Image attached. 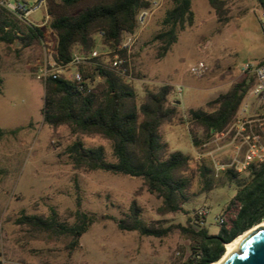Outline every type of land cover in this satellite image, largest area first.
Masks as SVG:
<instances>
[{
  "label": "rangeland",
  "instance_id": "obj_1",
  "mask_svg": "<svg viewBox=\"0 0 264 264\" xmlns=\"http://www.w3.org/2000/svg\"><path fill=\"white\" fill-rule=\"evenodd\" d=\"M4 1L32 7L39 0ZM170 7L165 0L150 18L129 57L131 78L123 80L135 89L138 105L146 92L162 85L172 87L169 101L183 121L176 119L160 127L161 140L169 151L189 156L191 167L202 160L211 165L208 156L198 161L194 158L198 147L210 142L206 150L213 151L212 158L226 163L231 155L226 139L193 127L199 139V146H193L188 110L210 111L208 101L237 82L253 79L241 69L245 64L257 65L264 60V16L255 0H230L226 4L229 21L221 26L206 0H192V25L178 31L177 41L159 59L158 43L152 38L161 30V21ZM46 13L45 2L28 20L39 25L42 37L51 41ZM15 47L0 43V264H177L186 259L189 242L176 229L158 238L117 228L115 220L127 215L132 200L141 208L140 219L146 224L184 225L188 215L203 209L209 233L218 232L216 219L235 194L236 181H242L246 173L230 181L224 173L215 176L212 172L214 187L210 191L203 190L196 174L191 179L185 211L160 216L156 208L162 200L146 190L141 178L73 169L63 151L74 140H81L86 147L102 146L107 160L114 161L111 144L98 135L76 136L66 126L52 129L42 123L44 91L35 74L41 50L35 57L36 52L27 48L17 52ZM93 50L103 63H108L111 54L107 45L96 39ZM198 62H203L206 70L194 76L190 68ZM73 72L69 67L60 75L70 77ZM176 86L181 87L179 94ZM239 119L264 123V102L251 96L249 90L230 126ZM76 197L80 199V209L92 215L94 221L72 248L67 246L68 237H49L15 223L21 213L47 216L54 209L60 220L70 225L73 218L68 219L67 212L76 209ZM262 223L253 226L254 231L264 228L259 226Z\"/></svg>",
  "mask_w": 264,
  "mask_h": 264
},
{
  "label": "trees",
  "instance_id": "obj_2",
  "mask_svg": "<svg viewBox=\"0 0 264 264\" xmlns=\"http://www.w3.org/2000/svg\"><path fill=\"white\" fill-rule=\"evenodd\" d=\"M171 7L161 21L162 28L152 40L158 43L157 58H163L177 33L193 23L192 0H167ZM210 9L223 26L229 21L226 4L230 0H206ZM264 13V0H255ZM50 17L49 28L56 38L55 56L64 64L72 59V47L76 45L82 54L93 51V35L103 32V44L109 48V41L117 43L122 32H131L135 27V15L146 6L143 0H46ZM264 32V27H262ZM42 31L38 26L20 21L0 6V43L7 47L16 46L17 52L30 49L40 55ZM120 56L124 53L120 52ZM37 59V58H36ZM82 81L91 86L90 92L79 90L76 81L60 76L47 78L43 85L42 123L52 129L66 126L73 135H98L111 144L114 161L106 158L102 146L86 147L76 139L63 151L75 170L104 171L142 179V185L149 193L156 194L162 202L156 208L158 215L177 214L185 211L189 200L191 179L198 175L203 190L213 186L212 168L204 160L190 166V157L178 151H169L161 140L160 127L182 117L169 101L170 85H162L156 91L146 92L142 102L137 104L135 89L115 74L99 57L78 67ZM99 81L95 84L96 80ZM2 80L0 79V85ZM253 85V79L233 84L226 92L208 101L203 109H189L187 121L194 147L199 146L193 127L206 135H217L226 131L234 122L246 92ZM3 132L0 129V136ZM228 180H237L239 174L227 169ZM236 191L222 209L217 222L219 230L210 234L206 225L199 224L194 211L186 218L184 225L162 227L144 223L140 219L141 208L132 200L128 213L115 220L119 230L136 231L140 235L164 237L172 230H178L189 242V255L177 264H212L224 253V245L247 229L264 221V162L252 164L242 181H236ZM76 209L68 211V225L61 221L54 209L47 216L21 213L15 223L49 237H68V248L77 244L94 217L80 209L76 197ZM187 213H189L187 211Z\"/></svg>",
  "mask_w": 264,
  "mask_h": 264
},
{
  "label": "built area",
  "instance_id": "obj_3",
  "mask_svg": "<svg viewBox=\"0 0 264 264\" xmlns=\"http://www.w3.org/2000/svg\"><path fill=\"white\" fill-rule=\"evenodd\" d=\"M143 1L147 4L137 11L133 31L122 32L117 43L109 41L112 47L109 51L111 58L107 66L122 79L131 78L129 57L133 53L141 32L165 0ZM45 2L46 0H39L36 5L28 7L25 3L19 1L11 3L0 0V6L5 8L20 21L32 24L28 20V17L30 14L43 7ZM262 16H264V13H262ZM45 18H50L48 13H46ZM262 27H264V24H262ZM50 32L52 34L51 41L43 37L40 39L42 55L41 60H38L35 66L36 79L41 82H44L49 77L54 79L60 77L62 72L72 67L74 69L72 75L64 78L76 81L79 84V90L82 92H90L91 86L85 85V82L82 81L78 67L84 63H88L92 58L97 57V54L94 50L90 53L82 54L77 51L78 47L74 45L72 47L71 61L66 64L59 62L55 56L56 38L51 30ZM103 38V32H97L94 34L93 40L95 41L97 39L103 44ZM120 52H123L124 55L120 56ZM205 70V64L203 62H198L190 68V73L194 76H201ZM241 72L246 74L249 73L253 77L254 83L249 89V94L264 102V61L259 62L257 65L245 64ZM175 91L179 94L181 92V87L176 86ZM242 111H245V109L243 108ZM217 136L219 139H226V145L231 146V155L228 162L222 163L212 158L213 151L206 150L210 142L202 143L198 147L196 156L194 157L198 161L204 156H208L211 160V168L215 176L219 173H224L227 169H232L239 175L244 174L252 164L264 162V123L257 122L254 119H239L226 131L217 134ZM218 149L219 147L217 150ZM196 214L199 217V224H205L206 212L203 209H199L196 211ZM216 221L220 222V218L218 217Z\"/></svg>",
  "mask_w": 264,
  "mask_h": 264
},
{
  "label": "water",
  "instance_id": "obj_4",
  "mask_svg": "<svg viewBox=\"0 0 264 264\" xmlns=\"http://www.w3.org/2000/svg\"><path fill=\"white\" fill-rule=\"evenodd\" d=\"M237 253L230 252L220 264H264V228H259L238 245Z\"/></svg>",
  "mask_w": 264,
  "mask_h": 264
},
{
  "label": "bare ground",
  "instance_id": "obj_5",
  "mask_svg": "<svg viewBox=\"0 0 264 264\" xmlns=\"http://www.w3.org/2000/svg\"><path fill=\"white\" fill-rule=\"evenodd\" d=\"M261 225H264V223L260 224L259 226H261ZM255 228L256 227L247 229L246 231L242 232L240 235L235 237L233 240H231L230 242L226 243L224 245V253H223V255L217 261L213 262L212 264H220L230 252L237 253L239 251V249H240V248H238V245H239L240 241L242 239H244L248 234L253 232Z\"/></svg>",
  "mask_w": 264,
  "mask_h": 264
},
{
  "label": "crops",
  "instance_id": "obj_6",
  "mask_svg": "<svg viewBox=\"0 0 264 264\" xmlns=\"http://www.w3.org/2000/svg\"><path fill=\"white\" fill-rule=\"evenodd\" d=\"M262 61H264V60H262ZM245 112H246V111H245ZM245 112H244V113H245Z\"/></svg>",
  "mask_w": 264,
  "mask_h": 264
}]
</instances>
